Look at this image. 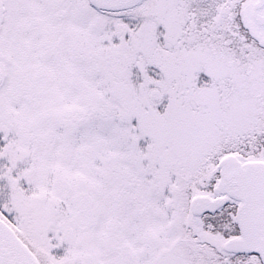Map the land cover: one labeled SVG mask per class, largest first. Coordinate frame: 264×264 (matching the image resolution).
I'll return each instance as SVG.
<instances>
[{"label": "snow or ice", "instance_id": "6c2138e0", "mask_svg": "<svg viewBox=\"0 0 264 264\" xmlns=\"http://www.w3.org/2000/svg\"><path fill=\"white\" fill-rule=\"evenodd\" d=\"M0 264H264V0H0Z\"/></svg>", "mask_w": 264, "mask_h": 264}]
</instances>
